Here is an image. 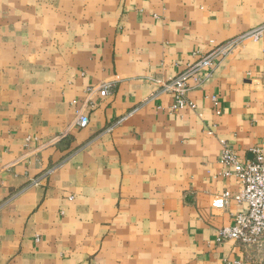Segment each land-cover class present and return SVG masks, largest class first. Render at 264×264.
<instances>
[{
  "label": "crops",
  "instance_id": "obj_1",
  "mask_svg": "<svg viewBox=\"0 0 264 264\" xmlns=\"http://www.w3.org/2000/svg\"><path fill=\"white\" fill-rule=\"evenodd\" d=\"M262 25L264 0H0V264H264L216 242L246 206L212 207L240 190L220 139L264 150V36L187 94L196 111L165 90Z\"/></svg>",
  "mask_w": 264,
  "mask_h": 264
},
{
  "label": "built area",
  "instance_id": "obj_2",
  "mask_svg": "<svg viewBox=\"0 0 264 264\" xmlns=\"http://www.w3.org/2000/svg\"><path fill=\"white\" fill-rule=\"evenodd\" d=\"M264 36V25L233 39L227 43L213 48L207 55L187 65L186 69L177 77L171 79L165 86V90L174 96V102L169 107L170 113H179L185 109L196 111L197 105L187 98V94L194 88L201 87L211 77L218 63L229 57L234 50L247 40L259 41ZM208 71L205 75L204 72ZM194 82V86L191 84ZM101 97L109 94V86L103 85L99 89ZM212 103L218 115L220 112V100L212 97ZM76 103V102H75ZM86 108L77 112L75 127L84 129L90 124L88 109L93 108L94 103L88 101ZM130 115L121 117L112 123L105 133H112L116 126L122 124ZM212 135V131H208ZM222 147L219 163L223 167L222 176L225 179H237L240 190L237 193L224 191L212 201L215 209H224L229 203L244 204L246 209L233 215V223L223 227L218 232L216 242L223 244L233 241L244 249L261 251L264 249V150L257 147L252 149L251 160H241L232 145L225 139H220ZM240 264V263H236Z\"/></svg>",
  "mask_w": 264,
  "mask_h": 264
},
{
  "label": "rangeland",
  "instance_id": "obj_3",
  "mask_svg": "<svg viewBox=\"0 0 264 264\" xmlns=\"http://www.w3.org/2000/svg\"><path fill=\"white\" fill-rule=\"evenodd\" d=\"M259 252H260V254H261V255H260V256H261L260 258L264 259V249L261 250V251H259Z\"/></svg>",
  "mask_w": 264,
  "mask_h": 264
}]
</instances>
